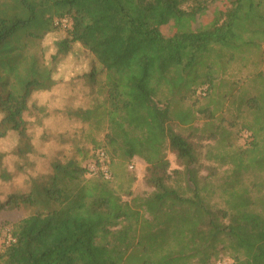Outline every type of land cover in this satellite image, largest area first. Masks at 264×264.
Segmentation results:
<instances>
[{"label":"trees","instance_id":"trees-1","mask_svg":"<svg viewBox=\"0 0 264 264\" xmlns=\"http://www.w3.org/2000/svg\"><path fill=\"white\" fill-rule=\"evenodd\" d=\"M215 3L0 0V139L14 132L15 155L31 151L24 120L29 99L54 85L32 46L56 30L54 20L69 18L52 61L74 43L95 58L99 70L89 77L102 76V98L74 115L104 132L101 151L112 175L88 176L74 158L56 160L48 175L31 181L28 193L8 195L0 213L24 209L27 216L12 226L13 242L0 247V264H217L224 258L264 264V94L252 89L255 80L264 86V0H227L218 16ZM209 12L208 27L191 31ZM170 27L184 31L165 35ZM229 73L240 79L244 118L257 123L241 128L250 132L246 146L218 140L219 151L202 157L200 140L215 139L222 124L212 121L207 131L193 124L216 118L231 97H220L211 110L195 105ZM189 99L192 108L183 106ZM177 121L189 127L187 134L177 131ZM167 151L180 169L170 170ZM114 157L142 160L152 191L132 196L134 178L115 171ZM1 159L0 180L6 182ZM202 160L216 164L205 175Z\"/></svg>","mask_w":264,"mask_h":264},{"label":"rangeland","instance_id":"rangeland-1","mask_svg":"<svg viewBox=\"0 0 264 264\" xmlns=\"http://www.w3.org/2000/svg\"><path fill=\"white\" fill-rule=\"evenodd\" d=\"M226 2L227 0H216L213 10H224ZM172 18L178 21L187 20L186 18H178L175 15ZM208 25H194L191 31L204 30ZM181 31L184 30L170 27V29H165L164 33L165 35H171L174 32ZM65 38V30L56 27L55 31L43 36L39 45L35 42L34 46H32V48L38 50L43 65L51 69L54 85L49 91L34 92L29 99V109L24 114V120L26 121V134L31 151L22 158L15 155L14 151L19 145V137L14 132H10L5 138L0 139L1 166L10 176V179L6 182L0 180V202L13 193H28L31 181L48 175L51 172V164L54 161L63 162L74 158L84 166L89 161L87 160L88 156L102 149L104 132L93 130L88 124L83 123L74 115L75 111L91 107L94 101L102 98L98 94V82L102 79V76H97L94 82L89 77V74L94 69L99 70V66L95 58L78 43L71 44L68 51L65 54L58 55L57 61L53 62L52 56L57 52V44ZM22 43H25V40H22ZM37 64H40L39 60H37ZM232 65L231 62L226 63L225 69H229ZM247 71H251V69ZM245 73L246 71L243 70L242 78L245 77ZM239 80V77L232 73L225 75L224 79L220 78L209 99L206 101L201 99L195 105V108L200 109L208 106L209 110H211L214 102L216 104L219 103L218 99L220 97L223 98L227 94L231 97V106L226 104L222 113H218L216 118L208 120L202 117L193 124V126L203 128L205 131L211 130L210 123L212 121L217 124L220 120L222 124L219 131L216 130L218 135L215 139L206 137L200 140L203 147L202 157L210 151L215 153L219 151L217 150L218 140L225 146V142L228 139L236 148L246 146L251 140L250 132L241 128L255 125L257 121H254V119L246 121L244 118L245 114L242 111L245 112L246 108L244 105H240L242 100L239 96ZM194 83L198 85L195 81ZM256 83L255 80L252 86L253 92L264 94V86ZM204 89L206 87L200 89L197 95H200ZM177 103L179 105L180 102ZM190 103L191 99L185 101L183 106L192 108ZM177 109H179V106ZM220 114L223 116V120L219 119L221 117L219 116ZM237 116L241 117L237 118ZM177 122H175L179 126L177 131L187 134L183 129L188 131L189 127L186 125L183 127V124H180L181 122ZM183 122L188 121L183 120ZM80 151L85 154L84 159L82 158L83 154H79ZM166 157L170 163V170L180 169L173 153L167 151ZM112 163L115 171L117 170L123 175H129L134 178L129 188L132 196H141L152 191L145 184L146 165L142 160L134 158L131 162H127L114 157ZM201 164L203 166L201 169L202 175L206 174L207 167L216 166L215 163H208L204 160L201 161ZM130 166H133V169H129ZM224 170H226V167L218 168V177L223 174ZM247 176L251 177L250 174ZM130 198L126 195L122 197L123 200H129ZM26 216L27 212L24 209L0 213V247L5 244L8 236H10L12 226ZM217 264H229V262L224 258Z\"/></svg>","mask_w":264,"mask_h":264},{"label":"built area","instance_id":"built-area-1","mask_svg":"<svg viewBox=\"0 0 264 264\" xmlns=\"http://www.w3.org/2000/svg\"><path fill=\"white\" fill-rule=\"evenodd\" d=\"M72 22L69 18H60L54 20V26L67 30L70 28ZM130 166L129 169H133ZM85 172L88 176H100L103 180H111L112 175L109 168V158L103 151H98L93 160L86 162L84 166ZM13 242L11 236H8L5 244Z\"/></svg>","mask_w":264,"mask_h":264},{"label":"crops","instance_id":"crops-1","mask_svg":"<svg viewBox=\"0 0 264 264\" xmlns=\"http://www.w3.org/2000/svg\"><path fill=\"white\" fill-rule=\"evenodd\" d=\"M220 11H222V9L218 10L217 16H218V14H219ZM209 14H210V12H209L207 15L202 16V21H203L205 24L211 22L210 19H209ZM262 72H263V74H264V62H263V66H262Z\"/></svg>","mask_w":264,"mask_h":264}]
</instances>
